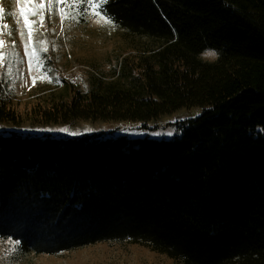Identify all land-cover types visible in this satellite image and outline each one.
<instances>
[{"label":"trees","instance_id":"16d2710c","mask_svg":"<svg viewBox=\"0 0 264 264\" xmlns=\"http://www.w3.org/2000/svg\"><path fill=\"white\" fill-rule=\"evenodd\" d=\"M126 55L90 91H49L0 122H149L202 108L171 140L0 135V237L56 255L128 243L176 264H264V0H76ZM206 47L219 49L202 62ZM7 100V101H6Z\"/></svg>","mask_w":264,"mask_h":264},{"label":"rangeland","instance_id":"374dc122","mask_svg":"<svg viewBox=\"0 0 264 264\" xmlns=\"http://www.w3.org/2000/svg\"><path fill=\"white\" fill-rule=\"evenodd\" d=\"M29 5L32 7L29 8ZM76 0H0V92L6 93L20 114L30 113L49 91L59 90L69 97L73 89L90 91L95 76L111 78L126 55L120 32L91 10L80 22ZM22 10L31 12V40ZM29 44L26 49L25 45ZM49 69L51 71H49ZM7 101V100H6ZM203 109H179L149 122L85 121L70 124H42L29 120L21 125L0 122V135L11 133L35 138H78L103 133L130 140H171L181 134L182 122L202 115ZM11 238L0 237V264H176L149 249L128 243H95L56 255L22 253Z\"/></svg>","mask_w":264,"mask_h":264},{"label":"clouds","instance_id":"9594fccd","mask_svg":"<svg viewBox=\"0 0 264 264\" xmlns=\"http://www.w3.org/2000/svg\"><path fill=\"white\" fill-rule=\"evenodd\" d=\"M221 55L222 53L219 49L206 47L198 54V58L202 62L215 63L221 58Z\"/></svg>","mask_w":264,"mask_h":264},{"label":"snow or ice","instance_id":"6c2138e0","mask_svg":"<svg viewBox=\"0 0 264 264\" xmlns=\"http://www.w3.org/2000/svg\"><path fill=\"white\" fill-rule=\"evenodd\" d=\"M57 2H61V0H57ZM104 2L106 3L107 0H104ZM92 3H95V0H92ZM32 6L29 5V8H31ZM2 11V10H0ZM21 17L23 18V22H24V25H25V28L28 29V35H29V41L31 40V34H32V30H31V22H30V19H29V16L30 15H35V10H32L31 12L27 11V10H22L21 13H20ZM4 45V41L3 40H0V47H2ZM26 49L29 47V44H26L25 45ZM0 59H2V57H0ZM49 71H51L49 69ZM16 244H19V241H16L15 242Z\"/></svg>","mask_w":264,"mask_h":264}]
</instances>
